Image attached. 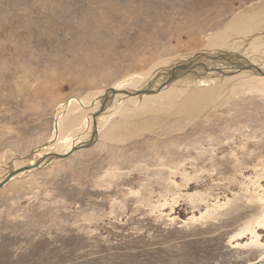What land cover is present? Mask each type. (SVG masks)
Listing matches in <instances>:
<instances>
[{
  "label": "rangeland",
  "instance_id": "374dc122",
  "mask_svg": "<svg viewBox=\"0 0 264 264\" xmlns=\"http://www.w3.org/2000/svg\"><path fill=\"white\" fill-rule=\"evenodd\" d=\"M257 19L249 43L264 0H0V180L50 142L59 106ZM210 82L122 106L90 146L1 188L0 264L263 259L264 77Z\"/></svg>",
  "mask_w": 264,
  "mask_h": 264
},
{
  "label": "bare ground",
  "instance_id": "6f19581e",
  "mask_svg": "<svg viewBox=\"0 0 264 264\" xmlns=\"http://www.w3.org/2000/svg\"><path fill=\"white\" fill-rule=\"evenodd\" d=\"M259 21L261 20L250 22L244 29L233 28V33L240 36L237 41H228L225 44L223 41L227 38H217L216 41H219L217 45L201 53L152 67L153 69L146 73L129 77L107 93L96 96L93 94L94 96L80 100L73 99L59 106L55 114V131L50 142L10 164L0 184L17 170L20 172L11 181L60 160L56 158L57 156L70 153L68 156L70 157L76 152L71 153V150L77 146H87L88 143L95 142L105 122L103 120L114 116L122 106L132 107L148 100L158 99L175 102L190 89L206 86L212 79L217 82L227 76L240 74L264 77V39L258 36L257 39L261 42L254 40L249 43V39L243 37L248 31H252L254 24L258 25ZM90 104H95V111L90 109ZM90 110L93 112L90 113ZM184 113L181 115H185ZM261 262H264V258L252 264H261Z\"/></svg>",
  "mask_w": 264,
  "mask_h": 264
},
{
  "label": "water",
  "instance_id": "95a60500",
  "mask_svg": "<svg viewBox=\"0 0 264 264\" xmlns=\"http://www.w3.org/2000/svg\"><path fill=\"white\" fill-rule=\"evenodd\" d=\"M140 93V92H139ZM87 146H90V144L89 145H87ZM81 147H83V146H77V147H75V148H73L72 150H71V153H74L75 151H77L79 148H81ZM70 155V153L69 154H67V155H65V156H57L56 158L57 159H64V158H66V157H68ZM20 171L19 170H17L16 172H13L12 174H10L7 178H5L2 182H1V184H0V189L1 188H3L6 184H8L10 181H11V179L17 174V173H19ZM257 264V263H256ZM261 264H264V262H261Z\"/></svg>",
  "mask_w": 264,
  "mask_h": 264
}]
</instances>
